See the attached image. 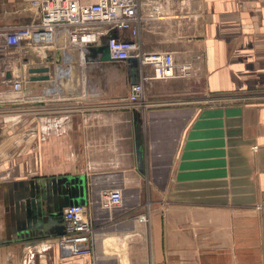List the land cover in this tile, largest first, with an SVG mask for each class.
<instances>
[{
	"label": "crops",
	"instance_id": "0c3cea01",
	"mask_svg": "<svg viewBox=\"0 0 264 264\" xmlns=\"http://www.w3.org/2000/svg\"><path fill=\"white\" fill-rule=\"evenodd\" d=\"M31 1L0 0V25L35 19ZM149 1L136 24L143 52L194 71L149 81L143 107L127 98L153 68L105 60V36L72 43L62 33L14 51L11 79L59 64L40 91L0 92V264H140L127 250L73 259L60 235L31 232L40 210L67 208L71 177L84 180L95 229L147 209L146 264H264V0ZM105 191H121L122 203L107 206Z\"/></svg>",
	"mask_w": 264,
	"mask_h": 264
},
{
	"label": "built area",
	"instance_id": "2783aa9c",
	"mask_svg": "<svg viewBox=\"0 0 264 264\" xmlns=\"http://www.w3.org/2000/svg\"><path fill=\"white\" fill-rule=\"evenodd\" d=\"M36 18L24 25H0V84L10 81L14 94L22 92L28 81L27 76L8 79L13 72L14 51L25 45L39 49L54 45L62 33L72 43H94L107 37L109 55L114 61L136 59L141 66H151L154 74L145 76L131 85L127 105L133 108L146 104L145 91L151 80H168L190 77L193 63H178L171 53H145L138 35L136 24L140 23L142 7L151 6L149 0H32ZM159 12L160 6H153ZM127 32L129 37H113L110 32ZM25 66V65H24ZM103 199L107 206L117 207L123 201L121 191H105ZM66 233L60 236L59 246L73 258L91 255L93 227L87 219L83 205L68 206L63 211Z\"/></svg>",
	"mask_w": 264,
	"mask_h": 264
},
{
	"label": "water",
	"instance_id": "95a60500",
	"mask_svg": "<svg viewBox=\"0 0 264 264\" xmlns=\"http://www.w3.org/2000/svg\"><path fill=\"white\" fill-rule=\"evenodd\" d=\"M105 53V60L114 61L109 55V48L107 45L102 47ZM130 62H137L136 59L129 60ZM53 62V58H48L44 61L43 65L34 66L29 69L30 77L25 84L24 90L29 92H37L46 87L53 80L56 75L57 67L59 62ZM52 72L54 74L52 75ZM13 77L12 73H8L7 78L11 79ZM41 84V85H36ZM45 84V85H43ZM11 108L17 107V104H10ZM63 194H69L68 203H64L65 206L72 205H84L85 204V186L84 180L81 178H68L63 187ZM64 211V210H63ZM63 211H43L40 210L38 218L36 219L34 229L31 231L37 236H50V235H64L66 233V224H63ZM32 233H26L30 235Z\"/></svg>",
	"mask_w": 264,
	"mask_h": 264
},
{
	"label": "rangeland",
	"instance_id": "374dc122",
	"mask_svg": "<svg viewBox=\"0 0 264 264\" xmlns=\"http://www.w3.org/2000/svg\"><path fill=\"white\" fill-rule=\"evenodd\" d=\"M0 88L3 89V91H0L4 93V96L6 95H12V89L10 87V84H4L1 85ZM4 100V99H2ZM15 98L11 101H9V104H14ZM7 102V101H4ZM12 112L10 114H15L17 112L16 107L11 108ZM123 219H116L113 221V223H107L103 227L99 228H93V235L91 239V253L96 258V260L99 259V251L98 250H105L110 253L111 249L121 251V250H127V252L138 253V258L140 261V264H146L147 259L144 255H146V252L148 251L147 248L149 247V241L146 240L144 232L147 234L149 232L148 230V224L150 223L149 215L147 209L139 208L136 211L129 212L127 214L122 215ZM145 218V221H143ZM122 220V221H121ZM126 221V230H115L113 233L110 232V228L117 227L119 224ZM108 222V221H107ZM132 226V228H131ZM105 229H109L108 232H105ZM116 229V228H115ZM112 237V238H111ZM129 238V239H128ZM125 241V242H124ZM108 248V249H107ZM107 252V253H108ZM144 254L143 256H141Z\"/></svg>",
	"mask_w": 264,
	"mask_h": 264
},
{
	"label": "bare ground",
	"instance_id": "6f19581e",
	"mask_svg": "<svg viewBox=\"0 0 264 264\" xmlns=\"http://www.w3.org/2000/svg\"><path fill=\"white\" fill-rule=\"evenodd\" d=\"M82 54H83V53H82ZM70 57H71V56H70ZM67 85H68V83H67ZM67 85H66V86H67ZM142 219H144L143 221H145V218H142ZM128 239H129V238H128ZM124 242H125V241H124ZM127 262H128V260H127ZM126 264H128V263H126Z\"/></svg>",
	"mask_w": 264,
	"mask_h": 264
}]
</instances>
